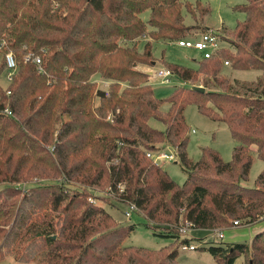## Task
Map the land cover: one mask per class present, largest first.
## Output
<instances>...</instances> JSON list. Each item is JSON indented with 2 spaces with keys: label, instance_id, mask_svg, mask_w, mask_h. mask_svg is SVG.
Returning <instances> with one entry per match:
<instances>
[{
  "label": "trees",
  "instance_id": "1",
  "mask_svg": "<svg viewBox=\"0 0 264 264\" xmlns=\"http://www.w3.org/2000/svg\"><path fill=\"white\" fill-rule=\"evenodd\" d=\"M246 1L237 8L245 19L233 40L212 31L236 53L219 46L195 69L164 63L183 86L159 99L141 67L155 66V44L195 38L184 23L183 10L195 15L189 3L0 0V81L2 55L11 53L17 65L8 95L0 82V110L12 114H0V259L7 250L20 262L41 254L38 264H176L190 232L264 221V165L253 187L242 185L251 149L264 164V79L259 90L242 94L220 76L227 62L232 71L264 77V0ZM199 76L204 92L192 89ZM191 105L227 127L235 142L229 162L209 148L198 161L188 159L184 111ZM153 120L163 130L151 127ZM162 150L174 153L184 183L146 156ZM89 199L135 206L146 228L173 243L158 250L123 246L134 226ZM207 251L218 264L240 257L264 264V230L247 244Z\"/></svg>",
  "mask_w": 264,
  "mask_h": 264
},
{
  "label": "rangeland",
  "instance_id": "2",
  "mask_svg": "<svg viewBox=\"0 0 264 264\" xmlns=\"http://www.w3.org/2000/svg\"><path fill=\"white\" fill-rule=\"evenodd\" d=\"M189 3L195 11L194 17L190 16L185 10L183 15L185 16L184 23L189 28L188 36L194 37L199 33L210 29L220 35H223L226 39L233 40L232 30L237 23L243 22L245 14L238 10V7H242L247 4L246 0H182ZM196 3L200 4L204 11V17L199 15L196 9ZM144 20L148 18V12L141 16ZM141 40H146L142 38ZM235 44V43H234ZM218 45L225 47L233 55L235 47L225 39L218 37ZM154 59L156 65L153 66V70H157L163 67L164 63L167 66H179L185 68H193L197 66V63L203 59L201 52L192 49L179 48L174 43H158L153 48ZM154 71V72H155ZM153 72V73H154ZM220 76L223 79H228V83H232V91L240 92L242 94H250L251 91L259 90L258 83L264 79L262 72L250 70V71H232L229 64L224 65ZM199 76L197 82L194 84L196 87H202L206 84L205 79ZM2 86L5 85L4 81L1 82ZM153 87L155 97L159 99L167 98L172 90L176 86H183L178 84L175 79H172L171 84H164L161 80H150ZM99 88H106L105 84L99 83ZM97 104V101H96ZM165 107L161 111H165ZM185 123L188 127V144L186 148L187 157L190 161L196 162L200 158V150L203 148H209L218 153L223 162H229L232 159V152L235 146V142L232 139L230 132L223 123L214 122L208 119L206 116L200 114L196 106H188L184 111ZM150 123V122H149ZM155 129L163 130L164 126L157 121H151L150 123ZM251 153L253 162L246 181L242 182V185L246 187H253L256 178L258 177L263 163L256 159L255 154ZM254 152V151H253ZM162 168L168 173L169 177L177 184H182L185 181V174L182 171L181 164L178 159L174 162H163ZM98 206H102L118 223L121 225H133L134 231L125 239L123 246H133L149 250H158L173 243V239L167 236L160 235V231L156 232V229H149L145 227V220L137 214L131 215L129 219L125 218L124 213L127 211V207L124 205L113 203L111 205H105L101 201L94 202ZM264 221L252 225V226H238V228H217L215 230L222 231L224 238L219 240L216 238L214 232L208 231L205 233H196L197 231L190 232L188 238L193 245L195 251H182L180 246L178 248V255L176 264H218L207 251L208 247L212 245H235L249 243L253 235L258 233ZM204 238V239H202ZM205 240V243H203ZM186 245V244H184ZM42 258L41 254H37L29 261H17L11 251H4L0 264H38ZM234 264H243V258H238Z\"/></svg>",
  "mask_w": 264,
  "mask_h": 264
},
{
  "label": "built area",
  "instance_id": "3",
  "mask_svg": "<svg viewBox=\"0 0 264 264\" xmlns=\"http://www.w3.org/2000/svg\"><path fill=\"white\" fill-rule=\"evenodd\" d=\"M175 44L179 48L184 49H192L195 51H199L202 54L203 59H209L213 53L219 48L218 45V36L212 31H206L204 33H200L195 36V38H186L181 39L175 42ZM2 60L4 62V70L1 76V81H4L3 88L6 91L8 89V86L11 84L14 75L17 71V65L15 62V59L11 53H5L1 56ZM33 63L38 67L41 64V61L39 58L35 57L33 58ZM228 63L225 62L224 65H227ZM154 77L161 80L164 84H170L172 81L173 73L169 69L161 68L155 71ZM2 84V83H1ZM105 86H107L106 83H104ZM6 94L8 95V91H6ZM0 114H3L5 116H11V112L9 109L0 110ZM146 156L151 159L155 163H163V162H174L176 161V157L173 152L168 150H162L160 152H157L156 154H146ZM90 203H94L93 199H89ZM135 206L130 205L128 207V210L125 213V217L128 219L130 218V215L135 210ZM238 222H233V227H238ZM214 234L217 239L222 240L223 239V233L222 231L214 230ZM180 249L182 251H195L196 248L193 245H182L180 246Z\"/></svg>",
  "mask_w": 264,
  "mask_h": 264
},
{
  "label": "crops",
  "instance_id": "4",
  "mask_svg": "<svg viewBox=\"0 0 264 264\" xmlns=\"http://www.w3.org/2000/svg\"><path fill=\"white\" fill-rule=\"evenodd\" d=\"M154 64L156 65V63H154ZM152 68H153V67H144V66L141 67V69H142L143 71H146V72L151 73L150 76H151L152 79H154V80H159V79H157L156 77H154V74H155L154 71H155V70H153ZM159 69H161V68H159ZM157 70H158V69H157ZM153 72H154V73H153ZM172 79H173V78H172ZM150 123H151V121H150ZM150 123H149V124H150ZM218 123H219V122H218ZM150 126L152 127L153 125L150 124ZM153 128H154V127H153ZM154 129H155V128H154ZM232 228H238V227H232ZM258 230H260V231L264 230V226H262V227H261L260 229H258ZM222 231H223V230H222ZM260 231H259V232H260ZM205 232H206V231H197L196 233H205ZM189 234H190V233H189ZM253 236H254V235H253ZM223 238H224V235H223Z\"/></svg>",
  "mask_w": 264,
  "mask_h": 264
},
{
  "label": "water",
  "instance_id": "5",
  "mask_svg": "<svg viewBox=\"0 0 264 264\" xmlns=\"http://www.w3.org/2000/svg\"><path fill=\"white\" fill-rule=\"evenodd\" d=\"M149 75H151V73H149ZM192 89L199 92H204V89L202 87H192Z\"/></svg>",
  "mask_w": 264,
  "mask_h": 264
}]
</instances>
